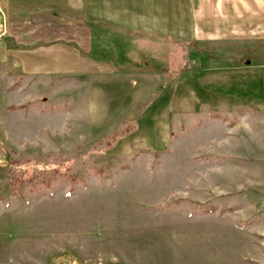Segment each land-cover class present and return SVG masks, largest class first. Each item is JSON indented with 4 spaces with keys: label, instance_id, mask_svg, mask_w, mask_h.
<instances>
[{
    "label": "rangeland",
    "instance_id": "374dc122",
    "mask_svg": "<svg viewBox=\"0 0 264 264\" xmlns=\"http://www.w3.org/2000/svg\"><path fill=\"white\" fill-rule=\"evenodd\" d=\"M167 1L159 30L118 28L95 51L113 73L0 63V264L264 255V7L188 40V0Z\"/></svg>",
    "mask_w": 264,
    "mask_h": 264
},
{
    "label": "crops",
    "instance_id": "0c3cea01",
    "mask_svg": "<svg viewBox=\"0 0 264 264\" xmlns=\"http://www.w3.org/2000/svg\"><path fill=\"white\" fill-rule=\"evenodd\" d=\"M167 2V0H0V63L5 71L33 77L55 75L96 77L113 73L108 61L98 58L95 51H102L108 45L107 41L112 38L113 30L118 28L159 30L162 24L168 23V18L162 14ZM187 2L193 12L190 34L192 37L185 38L188 40L217 38L216 23L230 25L232 22L230 10L236 5L246 9L249 3L247 0ZM250 2L251 7L263 10L264 0ZM239 13L240 19L248 14L247 11ZM226 14H229L228 17ZM210 23H214L213 29ZM254 23H264V20H255ZM261 249L264 252V249ZM245 262L264 264V255L257 256L255 262Z\"/></svg>",
    "mask_w": 264,
    "mask_h": 264
}]
</instances>
